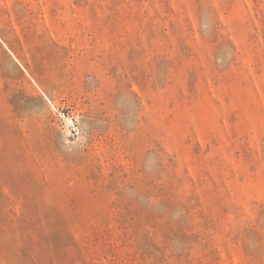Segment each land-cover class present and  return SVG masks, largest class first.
Masks as SVG:
<instances>
[{
    "label": "rangeland",
    "instance_id": "1",
    "mask_svg": "<svg viewBox=\"0 0 264 264\" xmlns=\"http://www.w3.org/2000/svg\"><path fill=\"white\" fill-rule=\"evenodd\" d=\"M0 264H264V0H0Z\"/></svg>",
    "mask_w": 264,
    "mask_h": 264
},
{
    "label": "built area",
    "instance_id": "2",
    "mask_svg": "<svg viewBox=\"0 0 264 264\" xmlns=\"http://www.w3.org/2000/svg\"><path fill=\"white\" fill-rule=\"evenodd\" d=\"M48 101H49V103L52 105V107H55L54 103H53L50 99H48ZM78 132H79L78 128H74V129L70 132V136L75 137V136L78 135Z\"/></svg>",
    "mask_w": 264,
    "mask_h": 264
}]
</instances>
